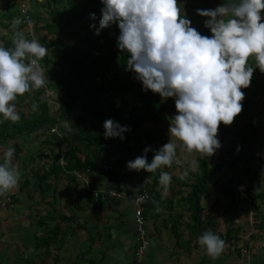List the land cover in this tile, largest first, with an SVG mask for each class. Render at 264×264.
I'll return each instance as SVG.
<instances>
[{"label":"clouds","instance_id":"1","mask_svg":"<svg viewBox=\"0 0 264 264\" xmlns=\"http://www.w3.org/2000/svg\"><path fill=\"white\" fill-rule=\"evenodd\" d=\"M101 15L89 26L99 34L115 23L119 29L117 47L127 53L126 68L162 99L175 98L176 113L170 118L169 139L147 159L142 155L126 162L130 170L154 172L171 166L177 156L175 137L187 152L210 156L221 147V122L229 125L242 111L245 92L254 68L264 71V0H223L215 8L196 9L212 33L201 34L191 26L178 0H101ZM91 18L96 13L89 14ZM12 21V47L0 43V123L18 121V96L45 85L40 61L47 47L18 29ZM255 63L250 64L249 58ZM36 104L33 105L35 109ZM66 127H68L67 121ZM105 138L119 137L129 126L112 118L103 122ZM15 147L0 150V195L18 187L21 172L13 163ZM171 173L161 171L159 183L167 191ZM161 209L157 208V211ZM207 255L217 258L226 241L211 229L197 237Z\"/></svg>","mask_w":264,"mask_h":264},{"label":"rangeland","instance_id":"2","mask_svg":"<svg viewBox=\"0 0 264 264\" xmlns=\"http://www.w3.org/2000/svg\"><path fill=\"white\" fill-rule=\"evenodd\" d=\"M67 1L68 0H62L55 6L51 0H42L37 4H34L32 0H0V14L5 11L6 3L13 5V9L19 12L15 18L19 17L21 21L18 25V29L22 30L29 39L33 37L37 38L39 41L43 39V43L41 41L40 43L46 46V44H52L56 38V34L47 33L45 29L46 23L51 20L52 9L54 6L61 9L67 8ZM78 1H81L80 3L84 2V0ZM221 3H223V0H214L212 8H215ZM80 8L81 5L79 4L77 9L71 10V13H76ZM182 8L183 5H181V9ZM24 13H27L30 17L32 15L31 26H27L26 24L23 25ZM85 16L86 15H83L79 21L78 19L72 21L74 23V30L67 26L64 27V22H62L59 27H57L62 28V30L58 32V38L68 45H75L79 50L85 49L87 44L81 39L83 31L80 29V23ZM5 24L6 20L0 17V42L12 40L13 37L14 29L12 22L8 25ZM211 34L210 32V35ZM48 51L49 63L45 64L40 61L45 76L47 77L48 75L49 78L46 79L45 85L41 87V95L36 98L34 92H27V94H24L23 102L19 105V108L22 109L24 113H30L36 102L44 101L48 105L49 114L57 117L65 98V90L58 82L59 74L65 70V65L56 59L52 50L50 51L48 49ZM249 63L254 64V58L250 57ZM255 68L257 71L253 72L250 85L247 88H242V91L245 92L244 99L251 94L258 84L264 86V71H261L258 67ZM139 84L142 83H134L131 87H124L121 90H114L107 94L105 97L106 99L102 102V106L105 107V112L109 110L110 102L118 104L122 108L136 106L139 102V97L134 91ZM166 100H169V104L166 110L161 114L162 119L159 125L154 126L151 123H147L145 125V134H135L133 140L128 144H124L123 139L119 137L109 138L106 144V150L102 151L100 155L99 164L104 166L108 165L110 160L119 159L122 161L123 165L119 166L117 169L118 175H122L123 177L134 173L135 175H140L141 170H130L126 162L134 159L138 155L144 154L143 149L145 146H150L151 148L146 154L149 160V158L154 156L155 151L168 141L170 118L176 113L177 109L175 108L174 97H168ZM250 112L258 119L263 120L259 129L254 134H249L244 127V122H237L235 118L229 125H225L223 122L220 123L217 135L221 141V147L217 149L214 154L210 155V163L220 164L222 169L216 174V185L213 187L212 192L202 196L200 200V204L203 208L202 219L206 223L208 230L211 229L221 238H223L227 230H231L230 241L226 245H228L233 252L232 257L234 259L239 258L241 255L244 257L250 255V251L256 248V246L261 248V242L264 241V95L252 97L250 101ZM77 113L81 112L77 110ZM119 123L129 126V129L132 128V123L125 115ZM227 127H229L231 131L228 138H225L223 131ZM129 131L125 132L124 136H126ZM236 131H240L247 135L246 143L241 147L234 148L233 151L227 154L224 148L230 143ZM51 134L62 135L60 126L55 125L40 129L36 133L20 136L21 138H25L26 150L24 155L28 157L25 161L27 162L25 166H29L23 173L20 184L25 180L28 181V185H25V188L30 192V196L28 197V203L30 204L28 216L29 219L32 220L33 229L30 235H33V240H35L36 236H43L46 229L54 224V221L58 222L62 218L67 217L66 214H69L67 205L71 203L70 199H72L73 196L70 192L74 191L73 188H76L78 183L80 186L83 184L85 188L87 187L91 195L92 192L102 194L96 187L91 186L89 180L85 178L87 174L79 173H74L73 175L66 174L55 180L51 178L49 180L51 187L45 194L34 189L33 179L31 178L32 171L40 168H47L53 159V154H62L66 149L65 143L62 140L58 141L54 147L46 145L45 140ZM171 139L178 145L177 156L170 167L163 166L159 168V170L167 171L172 175V181L167 191H163V194L165 197H172L173 207L171 211H168L164 215L162 220H164L165 224L170 225L171 228L173 224L176 225V230L180 233V242L182 244L191 240L195 246H200L197 242L198 235L193 234L189 229L191 226V213L184 203V198L187 195L184 182L195 173L199 172L197 159L202 154L196 152L189 153L175 137ZM51 150H53V153L50 156ZM15 154L17 159L18 153ZM59 161L62 162L61 159H59ZM230 163H234V167H229L228 164ZM246 170H249V173L245 172ZM95 173L100 174L101 172L95 171ZM93 174L94 172L91 176H93ZM75 178L78 179L77 182ZM152 182V179H145L144 181V183L148 185H151ZM253 186H255L256 191L262 195V198L256 199L255 202H253L248 195V191H250ZM67 190L70 191L68 192ZM7 195L11 196L14 204L13 195L4 194L0 195V197ZM106 197L108 196L104 194L103 198L99 197L97 201H95L93 197L92 202L96 205L100 204ZM13 207L14 205L11 208ZM235 209L239 215L233 221H229L228 217ZM70 214L73 220H76L75 216L72 215V211ZM43 216H49L53 218L54 221L47 220L45 222L46 226L38 223L39 218ZM30 235L27 238L29 239L28 244L30 243ZM33 242L35 243V241ZM255 242L260 243V245L254 244ZM32 257L36 260V250L32 253Z\"/></svg>","mask_w":264,"mask_h":264},{"label":"trees","instance_id":"3","mask_svg":"<svg viewBox=\"0 0 264 264\" xmlns=\"http://www.w3.org/2000/svg\"><path fill=\"white\" fill-rule=\"evenodd\" d=\"M42 0H32L34 4ZM56 6L62 0H51ZM214 0H178V4L183 5L182 11L187 18L191 20V26L195 27L201 34L210 36V29L205 27L204 20L207 17L201 16L196 9L212 8ZM78 0H68L67 8L55 7L51 12V20L45 25L47 33L56 34V38L52 44L46 47L54 53L56 59L65 65V70L60 72L58 82L65 90V98L62 102L61 109L57 117L49 114V108L46 102H36L37 108H33L30 113H24L19 105L23 102V97L18 96L16 110L20 113L18 121H4L0 123V143L7 139H16L25 134L36 133L40 129L49 128L59 125L62 135L51 134L45 144L49 147H54L58 141L62 140L65 143V151L62 154H53V159L47 168H40L32 171L31 178L33 179L34 189L39 190L42 194L49 191L51 178L57 179L60 176L74 173L91 175L95 171L102 172L105 176L114 177L117 181V169L123 165L119 159L110 160L109 164L103 166L99 164V158L102 151L106 150V144L109 138L103 135L105 129L103 122L107 118H112L120 122L125 115L132 123V128L123 139L124 144H128L133 140V136L137 133L145 134V125L151 123L157 126L161 123V114L166 110L169 100L162 99L158 93L152 90H142V84L135 88L134 93L138 95L139 102L131 108H122L118 104L110 102L109 110L105 112V107L102 102L106 99V95L114 90H121L124 87H131L134 83L140 81L135 78L133 71L127 70L126 59L127 53L122 52L117 47V36L119 29L115 23L101 29L97 35L90 24L98 26V20L101 15L102 3L101 0H84L80 3ZM182 2V3H181ZM79 4L81 8L76 13L72 14L71 10L77 9ZM5 11L0 14L1 18L6 20V24H10L18 10L13 9V5L6 3ZM96 13L93 19L90 13ZM70 14V15H69ZM86 15L80 23V29L83 31L82 40L87 44L86 48L79 50L75 45H68L58 38V32L62 28H57L64 22V27H70L74 30V19H79ZM30 17V16H29ZM32 17V15H31ZM30 17V19H31ZM25 25V22L23 23ZM43 43V39L40 40ZM2 43L5 47H12V40H5ZM54 47V48H52ZM116 50V51H115ZM49 51L41 62L47 64L50 59ZM254 71H257L254 68ZM142 83V82H141ZM242 90V89H241ZM29 92H34L38 98L42 89H33ZM27 94V92L25 93ZM264 95V86L257 85L249 96L242 101V111L234 118L237 122H244V127L249 134H254L260 127L262 119H258L250 112V101L253 96ZM79 110L81 113H77ZM68 127H66V122ZM231 129L225 128L223 135L228 138ZM247 135L240 131H236L229 144L224 148V151L229 154L234 148L241 147L246 143ZM234 145V146H233ZM51 154L53 150L50 151ZM84 152V154H83ZM61 159L62 162L59 161ZM152 158H149L151 161ZM198 173H195L191 178L184 182L187 195L184 198V203L191 213L190 231L195 235H201L208 227L202 219L203 208L200 204L201 197L212 192L216 185V174L221 171L220 164H211L210 156L202 154L197 159ZM234 163L228 164L229 167H234ZM245 172L249 173V170ZM161 171L156 169L154 172H147L141 169L138 179H152L151 185H148L145 191L148 197L144 200V209H161L155 212L152 216L158 217L163 211H171L173 207L172 197H165L163 194V186L159 183ZM73 177V176H72ZM28 185L25 180L22 187ZM76 189V188H75ZM89 199L93 198L90 192H85ZM84 194H78L81 198ZM250 199L255 202L256 199H261V193L256 191L253 186L248 191ZM239 213L235 209L229 215V221H233ZM43 221L51 220V217L45 216ZM40 218V222L42 223ZM231 230H227L222 239L226 244L230 241ZM58 236V227L52 226L47 228L45 234L36 238V243L40 247H48ZM178 245L188 248L191 240L185 244H181L180 235H177Z\"/></svg>","mask_w":264,"mask_h":264},{"label":"crops","instance_id":"4","mask_svg":"<svg viewBox=\"0 0 264 264\" xmlns=\"http://www.w3.org/2000/svg\"><path fill=\"white\" fill-rule=\"evenodd\" d=\"M25 145L23 137L0 143V150L15 147L18 157H14L13 163L18 165L21 172L18 187L6 193L13 195L14 207L0 208V264H130L138 242L134 229L135 204L132 197L145 191L148 186L144 183L145 179L140 181L139 175L135 173L126 177L118 175L117 181L102 172H94L93 176L87 174L85 178L102 194L123 191L127 197H106L96 205L85 193L90 190L78 183L76 189L73 188L74 191L70 192L73 196L71 203L67 205V217L58 222L53 218L50 220L54 221L50 227H58L57 238L48 247H40L36 238L41 236H36L33 240V235H30L33 229L32 220L28 216L30 192L26 186L22 187L23 182L20 184L23 173L29 167L25 166L28 159L24 155ZM75 180L78 181L77 178ZM80 193L84 195L78 198ZM142 207L149 240L142 264H264V241L261 242V248L256 246L250 251V255H241L237 259L232 257L233 252L226 245L224 251L214 259L206 254L201 245L195 246L192 242L188 248L178 245L177 235L180 233L176 230V225L173 224L171 228L162 220L168 211L155 217L152 215L157 209L146 211L143 204ZM71 211L76 220H73ZM38 223H41L40 218ZM41 224L45 225V221L42 220ZM29 235L30 245L27 239ZM254 244L260 245L258 242ZM34 250L36 260L32 257Z\"/></svg>","mask_w":264,"mask_h":264},{"label":"built area","instance_id":"5","mask_svg":"<svg viewBox=\"0 0 264 264\" xmlns=\"http://www.w3.org/2000/svg\"><path fill=\"white\" fill-rule=\"evenodd\" d=\"M23 21L27 26L32 25V20L30 19L27 13L23 14ZM92 195L95 201H97L99 197L103 198L104 196V194H100L98 192H92ZM105 195H107L108 197H112V196L127 197V194L123 191H110L105 193ZM147 197L148 194L146 192H143L141 194H136L135 196L132 197L133 203L135 204L134 229L138 237V242L134 248V252L130 264H142L144 254L149 246V240L145 228V218L143 216V207H142V204ZM13 205H14L13 199L11 198V196L7 195L0 197V208L7 209V208H11Z\"/></svg>","mask_w":264,"mask_h":264}]
</instances>
